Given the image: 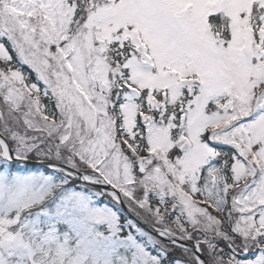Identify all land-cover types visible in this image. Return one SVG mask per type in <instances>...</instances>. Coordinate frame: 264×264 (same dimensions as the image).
<instances>
[{
  "label": "snow or ice",
  "instance_id": "6c2138e0",
  "mask_svg": "<svg viewBox=\"0 0 264 264\" xmlns=\"http://www.w3.org/2000/svg\"><path fill=\"white\" fill-rule=\"evenodd\" d=\"M0 264H264V0H0Z\"/></svg>",
  "mask_w": 264,
  "mask_h": 264
}]
</instances>
